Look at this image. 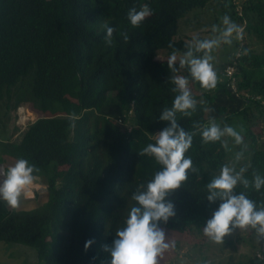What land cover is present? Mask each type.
<instances>
[{"label":"trees","instance_id":"obj_1","mask_svg":"<svg viewBox=\"0 0 264 264\" xmlns=\"http://www.w3.org/2000/svg\"><path fill=\"white\" fill-rule=\"evenodd\" d=\"M210 1L0 0V110L26 105L37 115L2 144V152L38 167L48 190L42 205L11 210L0 221V241L34 247L41 264H107L102 245L124 226L137 187L161 169L153 157L139 155L168 126L159 115L175 96L167 60L155 54L161 48L184 52L189 41L173 38L180 20ZM227 1L217 3L244 22L262 49L246 50L237 62V86L248 96L217 81L214 89L191 90L198 106L191 120L177 117L180 127L195 133L185 155L198 169L167 197L176 215L160 227L179 232L202 231L218 208L219 200L207 201L205 186L228 158L220 142L202 144L193 124L214 119L229 125L240 116L261 128L264 117V103L253 98L264 99V0H246L240 11ZM144 5L152 15L132 28L128 10ZM103 23L117 30L111 46L105 45ZM120 32L129 34V43ZM256 146L264 151V140ZM246 169L243 175L251 179ZM241 191L238 185L235 192ZM247 195L259 205L264 187ZM88 240L94 243L85 251Z\"/></svg>","mask_w":264,"mask_h":264},{"label":"clouds","instance_id":"obj_2","mask_svg":"<svg viewBox=\"0 0 264 264\" xmlns=\"http://www.w3.org/2000/svg\"><path fill=\"white\" fill-rule=\"evenodd\" d=\"M152 15V10L144 5L140 10L135 7L127 12V19L132 28H139L146 18ZM223 27L212 26L216 35L209 39L193 37L185 45V51L179 57L177 66V51L173 49L167 60V68L172 73L169 78L173 85L171 92L175 94L171 107H164L159 115L160 121L168 126L154 136V143H149L140 152V156H149L161 166L152 179L141 184L132 194L134 204L130 207L124 226L117 229L115 238L110 245H102L108 254L107 264H157L169 245L166 243V233L160 227L167 224L176 215L174 203L167 199L171 193L179 189L188 180L189 171L196 173L191 157L186 152L193 142L192 131H185L178 124L177 117H192L197 110V100L189 87L191 82H198L201 88L211 90L216 87L217 74L214 70L211 53L221 44L231 45L233 36L242 39L243 29L227 15L223 17ZM105 32L106 46L113 44V34L117 30L107 23L102 24ZM124 43H129L127 32H120ZM169 48L173 45L169 43ZM159 58V57H158ZM160 59V58H159ZM185 70L187 75L179 74ZM194 128L200 129L201 143H217L226 150L228 143L224 137H231L235 144L242 145L243 138L235 128L227 124L221 126L210 119L206 126L194 123ZM243 157V151L236 153V159ZM39 168L27 159L19 158L15 163L4 168L0 166V201L12 209L20 205L21 199L34 198L44 187L40 181ZM227 164L222 165L218 175L213 176L206 184V199L210 203L220 201L218 208L212 213L203 227V234L212 242L220 244L226 235L236 230H251L259 242L264 241V202L259 205L249 199L247 190L259 192L264 187V176L253 172L252 178H246ZM242 185L246 191L238 194L235 189ZM94 243L85 242V251Z\"/></svg>","mask_w":264,"mask_h":264},{"label":"rangeland","instance_id":"obj_3","mask_svg":"<svg viewBox=\"0 0 264 264\" xmlns=\"http://www.w3.org/2000/svg\"><path fill=\"white\" fill-rule=\"evenodd\" d=\"M217 1L211 0L206 7L197 10L188 15L187 18L180 20L178 32L173 36L174 39L184 38L188 41L193 37L200 39L213 38L216 34L212 32V26L217 25L223 27V17L228 16L236 24L243 29L242 39L237 40L233 36L231 45L221 44L214 49L211 55L213 56L212 64L217 74V81H222L223 65L239 50V45L243 46L241 53L246 50L260 51L262 45L254 39H250L244 30V22L240 24L227 11L224 12L218 5ZM246 0H228L226 3H231L234 8L240 11L242 4ZM241 41V42H240ZM240 43V44H239ZM157 59H168L171 51L161 48L156 52ZM183 52H177V62ZM159 57V58H158ZM222 65V66H221ZM180 74L187 75L185 70H181ZM189 87L192 91L198 92L205 89L201 88L198 82H191ZM241 93L246 95V91L240 89ZM262 100V99H261ZM23 106L22 113L28 116L26 125L17 123L16 110L5 109L0 110V128H4L6 124L12 128V140L18 137L29 123L36 118V113L32 112L26 105ZM198 111V106L197 110ZM195 112V113H196ZM192 117L179 116L183 121H189ZM261 128L249 126L246 124L243 117H236L229 122V126L240 132L243 138V144L237 145L231 137H225L228 143V158L227 165L234 167L237 172L241 168H249L252 173L259 172L264 176V151L258 149L256 142L264 140V117L260 121ZM22 127V128H21ZM263 130V131H262ZM250 134L254 135L255 142L252 141ZM5 135V134H3ZM1 135L0 140L3 139ZM243 151V157L240 160L236 159V153ZM0 157H6V154L0 151ZM14 161V160H13ZM166 233V243L169 247L164 253L158 257L157 264H264V241L259 242L251 230H236L235 232L226 235L223 243L217 244L210 241L202 231L191 230L188 233L179 232L161 227ZM261 254V257L257 256ZM0 264H41L37 258V253L34 247L22 244L0 241Z\"/></svg>","mask_w":264,"mask_h":264},{"label":"crops","instance_id":"obj_4","mask_svg":"<svg viewBox=\"0 0 264 264\" xmlns=\"http://www.w3.org/2000/svg\"><path fill=\"white\" fill-rule=\"evenodd\" d=\"M157 54H155L156 58ZM157 59V58H156ZM157 60H168V59H157ZM12 128L6 124V126L3 128H0V137L3 135V139L0 140V151H2V144H6L9 141L12 140V134H11ZM2 138V137H1ZM15 162L10 159V157H0V166H3L5 169L12 166ZM40 181L43 184V188L41 191L37 192L34 198L31 199H21L20 205L16 209H12L6 205L5 202L0 201V221L6 217L11 210H30L35 207H38L46 202L48 199V190H47V183L46 179L43 176H39ZM2 179V178H0Z\"/></svg>","mask_w":264,"mask_h":264},{"label":"built area","instance_id":"obj_5","mask_svg":"<svg viewBox=\"0 0 264 264\" xmlns=\"http://www.w3.org/2000/svg\"><path fill=\"white\" fill-rule=\"evenodd\" d=\"M241 42V41H240ZM240 44V43H239ZM244 46V45H243ZM243 46L239 45V50L234 55H232V62L227 63L223 69H222V81H225L226 84L237 94H244L241 93L239 87L237 86V62L238 59L241 57L242 48ZM246 96H248V93H246ZM254 99L260 100L261 103H264V99H262L260 96H253ZM262 99V100H261ZM23 106H18L16 108L17 113V123L26 125L24 122H26L28 116L22 113ZM22 128V127H21ZM258 257H261L260 253H257Z\"/></svg>","mask_w":264,"mask_h":264}]
</instances>
